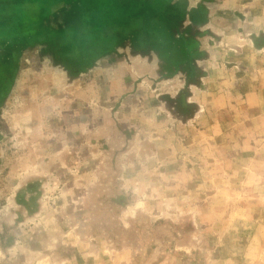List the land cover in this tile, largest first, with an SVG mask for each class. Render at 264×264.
Returning <instances> with one entry per match:
<instances>
[{
	"label": "rangeland",
	"instance_id": "obj_1",
	"mask_svg": "<svg viewBox=\"0 0 264 264\" xmlns=\"http://www.w3.org/2000/svg\"><path fill=\"white\" fill-rule=\"evenodd\" d=\"M0 31V264H264V0H0ZM138 176L185 214L122 219Z\"/></svg>",
	"mask_w": 264,
	"mask_h": 264
},
{
	"label": "clouds",
	"instance_id": "obj_2",
	"mask_svg": "<svg viewBox=\"0 0 264 264\" xmlns=\"http://www.w3.org/2000/svg\"><path fill=\"white\" fill-rule=\"evenodd\" d=\"M205 82L207 83V81ZM192 91L196 92V89L192 88ZM161 111H163L162 108ZM33 167L38 168L40 167V165H34ZM149 190H152L153 195H148ZM124 191L125 193L129 194L130 203L128 207L123 211L122 219H135L140 214L151 216L154 211H159L162 216H167L168 213L173 210L180 215L185 214V209L177 207L176 201L163 200V198L159 194V191L157 189H154L152 184L148 181H145L142 176L125 180ZM155 200H160L162 202L156 204L150 203L151 201ZM191 212L194 213L195 210L192 209ZM172 218L175 219L176 217ZM16 251L17 249H13L11 254L15 256ZM29 264H31V261H29ZM43 264H47V261L43 262Z\"/></svg>",
	"mask_w": 264,
	"mask_h": 264
},
{
	"label": "crops",
	"instance_id": "obj_3",
	"mask_svg": "<svg viewBox=\"0 0 264 264\" xmlns=\"http://www.w3.org/2000/svg\"><path fill=\"white\" fill-rule=\"evenodd\" d=\"M62 4H64L63 2L62 3H60V5H62ZM55 16H57V15H53L52 17H55ZM48 18V17H47ZM45 19H46V17H45ZM44 19V20H45ZM31 21H32V19H31ZM89 21H90V23L88 24L89 25V28H90V25H91V17H90V19H89ZM41 32V31H40ZM3 34V33H2ZM90 35H91V33H90ZM0 36H1V31H0ZM3 36H5V34H3ZM10 36H12V35H10ZM20 38V37H19ZM23 38V37H22Z\"/></svg>",
	"mask_w": 264,
	"mask_h": 264
}]
</instances>
